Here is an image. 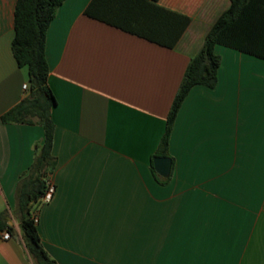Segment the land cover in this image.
<instances>
[{
	"label": "crops",
	"instance_id": "crops-1",
	"mask_svg": "<svg viewBox=\"0 0 264 264\" xmlns=\"http://www.w3.org/2000/svg\"><path fill=\"white\" fill-rule=\"evenodd\" d=\"M90 1L65 0L46 37L57 100L55 190L37 209L46 252L57 264H264V58L218 44L217 84L192 87L174 121L170 175L153 161L189 62L232 1L150 0L133 32L86 15ZM16 4L0 0V264H36L17 187L45 131L1 119L30 79L12 50ZM176 15L191 21L173 42Z\"/></svg>",
	"mask_w": 264,
	"mask_h": 264
},
{
	"label": "trees",
	"instance_id": "trees-1",
	"mask_svg": "<svg viewBox=\"0 0 264 264\" xmlns=\"http://www.w3.org/2000/svg\"><path fill=\"white\" fill-rule=\"evenodd\" d=\"M65 0H17L14 13L15 35L12 50L19 66H28V94L1 119L4 122L39 123L45 136L38 145L36 158L28 174L17 187L18 209L24 240L36 264H57L46 252L34 215L48 190V177L56 165L53 156L54 121L52 109L56 97L48 83L50 66L46 55L48 28L56 11ZM232 3L216 20L201 50L194 55L186 69L180 88L170 109L166 131L156 156L170 157L169 139L181 104L195 85L214 87L221 64L216 46L222 44L264 58V0H231ZM150 0H91L85 9L89 17L127 32L135 26ZM182 25L173 42H177L191 21L187 15H176ZM175 45H170L173 47ZM46 167L41 172L42 165ZM11 231V228L8 227Z\"/></svg>",
	"mask_w": 264,
	"mask_h": 264
},
{
	"label": "water",
	"instance_id": "water-1",
	"mask_svg": "<svg viewBox=\"0 0 264 264\" xmlns=\"http://www.w3.org/2000/svg\"><path fill=\"white\" fill-rule=\"evenodd\" d=\"M154 167L156 171L163 177H168L172 170V158L167 156H155L154 159ZM46 165L43 164L41 167V172L45 169Z\"/></svg>",
	"mask_w": 264,
	"mask_h": 264
},
{
	"label": "built area",
	"instance_id": "built-area-1",
	"mask_svg": "<svg viewBox=\"0 0 264 264\" xmlns=\"http://www.w3.org/2000/svg\"><path fill=\"white\" fill-rule=\"evenodd\" d=\"M24 90L27 91L28 90V85L24 84ZM55 187L54 184L51 183L49 184L48 190L46 191L44 197H43V202L44 201H49L54 193ZM36 221H38L39 219V215L38 213H35L34 215ZM12 237L11 231L7 228L5 230L2 231V238L4 239H10Z\"/></svg>",
	"mask_w": 264,
	"mask_h": 264
},
{
	"label": "rangeland",
	"instance_id": "rangeland-1",
	"mask_svg": "<svg viewBox=\"0 0 264 264\" xmlns=\"http://www.w3.org/2000/svg\"><path fill=\"white\" fill-rule=\"evenodd\" d=\"M48 181H49L50 184L52 183L51 178H50V175L48 177Z\"/></svg>",
	"mask_w": 264,
	"mask_h": 264
}]
</instances>
